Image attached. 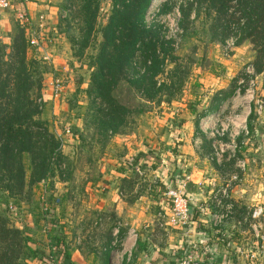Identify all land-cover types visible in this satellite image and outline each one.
Returning <instances> with one entry per match:
<instances>
[{
	"label": "rangeland",
	"instance_id": "1",
	"mask_svg": "<svg viewBox=\"0 0 264 264\" xmlns=\"http://www.w3.org/2000/svg\"><path fill=\"white\" fill-rule=\"evenodd\" d=\"M52 1L60 9L66 10L63 16L68 17L74 10L75 0ZM187 1L151 0L146 7L145 25L151 31V41L148 44L150 46V43H153L159 57L170 59L169 62L166 61L165 67L160 66L161 72L156 78L155 87L146 84L135 88L124 81L115 84L113 80L107 87L109 93L103 97L96 96L94 90L91 96L84 92L69 96L66 103L74 115L66 119L67 126L76 128L73 120L77 118L81 128L69 137L70 140L66 144L68 150L63 154L65 167L62 174L68 179L66 190L60 192V189L55 190L52 189L53 186H47L46 201L49 211L45 213L44 206L41 205L42 191L38 192L37 198V191L27 189L16 195L18 199H9L0 194V214L9 218L6 212L7 202L15 203L21 213V203H29L33 205H30V209L40 211L38 216L43 217L45 229L48 230L53 223L51 230L58 235L64 232L70 235L78 234L75 220L79 208L75 205H79L82 200L88 202L94 199L96 194L92 195L90 192L89 178H94L95 172H101L106 163L112 166L120 163L137 173L131 175L126 184L130 192L134 183L137 185L136 190L144 196L153 193V197L160 195V198L169 203L164 196L165 189L170 186L182 188L192 198V206L196 207L194 205L209 203L211 192L220 185H229L233 190L232 198L236 201L234 216L239 211H245L246 215L249 211L261 208V219L264 221V74L254 72L252 62L255 52L248 40L238 39L240 42H235L233 47L227 46V41L239 35L237 25H223L220 17L208 10V5L201 0H192L194 5L192 9H186L187 17L183 18L181 8L187 5ZM100 5L102 10L97 26L102 27L108 21L111 5L109 0H100ZM63 6L65 7L62 8ZM196 8H199V11H196ZM60 29L69 43L71 38L77 43L72 53L86 69V72L83 69L86 76L81 77L85 80L82 85H86L88 76L90 79L96 69L93 62L102 40L101 35L97 30L94 31L87 45L77 48L81 33L75 23L71 27L61 24ZM14 34L15 29L10 35L9 44L0 42V79H10V90L16 81L34 83L30 93L36 97L38 92L35 83L44 70V61L39 57L44 54V50H38L41 53L39 54L37 50L33 51L28 47L27 58L36 62L20 75H16L20 63L19 56L14 57L11 48ZM42 37L44 38L40 36L41 39ZM29 50L34 53L33 57ZM35 54L38 58L34 57ZM142 59H136L135 66L132 65L131 70L138 71L137 75L151 71L152 69L147 70L148 67L154 68L149 61L144 64ZM107 75V80H110V74ZM40 76H43L44 81L45 75ZM53 79L52 81L55 80ZM90 84L89 82L85 91H90ZM101 89L105 90L106 87ZM43 91L44 87L41 94V116L44 115L45 105ZM59 96L58 94L51 97L55 99ZM93 97H96L94 104L91 102ZM120 99H131L125 104L132 112L124 125L118 126L115 130L118 132L113 133L110 130L98 129V120H101L105 113L111 112V102ZM217 104V111L211 113ZM258 105H262L260 113ZM97 109L100 110L98 113ZM97 114L100 116L94 118ZM221 129H224L223 135L217 134L216 132L221 133ZM245 130L247 134H244ZM166 152L172 157L175 156L176 170L180 168L182 172L168 175L167 180H164L162 174H156V170L161 171L160 166L164 164L160 162L163 159L160 154ZM23 160L25 168L28 169L29 157L25 155ZM186 176L188 180L185 179ZM90 183L93 184V180ZM53 184L51 180L49 185ZM242 184L250 186L248 191L243 192L244 197L234 189ZM56 196L60 197L58 204L55 202ZM242 203L246 208L238 210V204L242 206ZM82 211L89 210L86 208ZM199 211L209 219V209ZM81 231L90 229L86 227V230ZM239 243L245 244L246 241L241 239ZM195 261L200 264L196 258ZM17 264H23V261L20 260Z\"/></svg>",
	"mask_w": 264,
	"mask_h": 264
},
{
	"label": "crops",
	"instance_id": "2",
	"mask_svg": "<svg viewBox=\"0 0 264 264\" xmlns=\"http://www.w3.org/2000/svg\"><path fill=\"white\" fill-rule=\"evenodd\" d=\"M18 9L23 10L34 24L40 14L43 13L46 17L43 27L38 28L40 35L44 38L40 40L41 46L36 51L41 54L38 50H44L43 52L49 54L51 59L45 61L49 66L47 72L44 73L45 105L44 115L41 117L47 121L50 130L60 137V141L63 142L62 152L65 154L64 152L68 150L66 144L71 135H64L62 131L68 125L66 119L74 115L66 101L69 100V96L76 93H85L90 79L88 76L86 85H82L85 80L81 77L86 76V73H83V69L85 72L86 69L73 55L69 41L61 33L60 19L65 15L63 16L59 6L52 0H28L25 3L12 0L9 9L0 10L1 43H10V35L16 23L15 13ZM30 55L33 57L34 53L30 51ZM34 57L38 58L37 54ZM53 76L59 77L63 83L60 96L55 99L50 93ZM73 124H76V128L71 126L73 132L81 128L79 119H74ZM158 143H160L159 140ZM160 156L163 157L160 162L162 161L164 165L160 166L161 171L156 170V174L159 176L162 174L164 180H167L168 175H173V173L177 175L182 172L180 168L176 170L175 156L172 157L168 152ZM95 174L94 178H89L90 192L92 195L96 193L94 199L88 202L82 200L79 205H75L79 208L76 220L74 219L79 229L78 234L70 235L64 232L58 235L51 230L52 222L51 227L48 230L45 229L43 217L38 216L40 211L30 209L31 204L29 203H21L23 213L21 223L10 220L15 227L22 230V235L25 237L27 247L24 246L26 255L21 260L23 264H175L185 250L191 253L194 259L199 260L200 264H207L210 258L219 259L222 264H249L248 261L238 256L234 249L226 248L222 238L212 234L209 219L199 211L204 210L206 204L194 205L196 206L193 207L194 224L191 226L190 237L186 238L178 229L160 224L157 214L167 211L169 207L167 200L160 198V195V197H153V193L144 196L142 192L136 190L137 185L134 183L133 189H135L130 192L126 184L130 180L129 177L137 173L132 172L129 167L120 163L116 166L106 163V167ZM51 180L53 185H49ZM91 180L93 184L90 183ZM67 183L68 181L53 178L46 181L45 186L51 188L53 186L52 189H60V192H63L66 190ZM249 187V185L246 187L242 184L234 189L244 197L243 192L248 191ZM33 191H37L38 198V192L42 191V183H38ZM38 205L40 206L39 203ZM238 207V210L241 208L244 210L246 205L242 203V206L238 204ZM86 208L88 212L82 211ZM244 213L245 211H239L224 228L232 234L234 247L248 246L249 248L246 249H254L252 247L256 245L255 240L247 223L237 225L243 220ZM116 223H121L117 237L113 235ZM235 225H237L236 228H234ZM86 227L90 231L82 232L81 230H86ZM129 230H135L136 236L128 235ZM203 238H207L206 241ZM241 239L246 243H239ZM259 263L264 264V253L262 258L251 264Z\"/></svg>",
	"mask_w": 264,
	"mask_h": 264
},
{
	"label": "trees",
	"instance_id": "3",
	"mask_svg": "<svg viewBox=\"0 0 264 264\" xmlns=\"http://www.w3.org/2000/svg\"><path fill=\"white\" fill-rule=\"evenodd\" d=\"M109 1L111 9L108 21L102 27L97 26L102 10L100 0H75L76 8H73L71 15L60 19L61 24L68 27L75 23L78 32L81 33L77 48L85 47L94 31L97 30L101 35L102 40L93 62L96 69L90 76V91H85L86 95L88 93L87 96H91L93 90L96 96L107 95L109 93L107 87L113 80L115 84L124 81L135 88L146 84L155 87L156 78L161 72L160 66L165 67L166 61L169 62L170 59L159 57L153 43H150V46L148 44L151 41V31L146 28L145 14L151 0ZM201 2L208 5V10L217 14L226 27L237 25L240 31L236 42L238 39L248 40L252 44L255 52L252 62L254 72L264 74V0H201ZM193 5L194 2L188 0L187 5L182 6L183 18L187 17L186 9H192ZM196 11H199V8H196ZM14 29L11 48L14 57L19 56L20 66L16 75H20L36 61L28 59L26 54L29 38L27 24L16 20ZM71 39L70 45L74 52L77 43ZM141 57L144 64L149 61L154 68L148 67L147 70H152L137 75L138 71L131 69L133 64L135 66V60ZM43 63L44 70L40 75H44L49 66L45 61ZM107 74H110V80H107ZM40 75L35 83L38 92L36 97L30 93L34 83L16 81L10 90L8 89L10 79H0V194L9 199H18L16 195L27 189L34 190L42 181L46 182L53 178L59 181L68 180L60 169L64 164L62 143L50 130L47 121L41 117L42 104L38 100L42 99L44 86L43 76ZM103 86L106 87L105 90L101 89ZM95 98L91 99L92 104L95 103ZM129 101L113 100L110 104L111 112L105 113L102 119L98 120V129L110 130L111 133L118 132L115 131L118 126L124 125L126 118L131 115V109L125 106ZM219 104L213 107L211 113L217 111ZM99 111L97 109V113ZM99 116L94 115V118ZM25 155L29 157L28 169L24 165ZM24 238L22 230L15 227L4 214H0V264H17L25 257L24 246L27 245Z\"/></svg>",
	"mask_w": 264,
	"mask_h": 264
},
{
	"label": "built area",
	"instance_id": "4",
	"mask_svg": "<svg viewBox=\"0 0 264 264\" xmlns=\"http://www.w3.org/2000/svg\"><path fill=\"white\" fill-rule=\"evenodd\" d=\"M28 0H19L20 3H25ZM12 0H0V10H6L11 7ZM16 20L20 23H26L29 29V38H28V47L32 50H37L40 45V32L38 28L43 27L45 23L46 17L45 14H40L38 16L36 24L32 23L30 19L27 18L25 12L23 10H19L15 13ZM237 37H232L229 41H227L228 47H233L235 45ZM45 52V51H44ZM43 52V53H44ZM43 61H50V56L47 53H44L41 57H39ZM55 79V80H54ZM52 81V95L57 96L60 94L63 88L62 80L58 77H55ZM253 84V83H252ZM40 104H42V99L38 100ZM41 108V106H40ZM262 111V105H258V112ZM223 130L221 129V133L216 132L219 135H223ZM72 128L70 126H65L63 128L64 135H72ZM247 134V130L244 131V134ZM59 139L60 137L57 136ZM60 141V140H59ZM244 165V162L241 163ZM135 166H137L135 164ZM65 167L64 164L61 165L60 169ZM236 178V176H234ZM188 180V177H185ZM42 183V193L40 196L41 205L44 206V212L47 213L49 211V205L46 199V190L47 185L45 186L44 181ZM183 185L185 184L182 182ZM232 188L229 185H220L215 191L211 192L209 203H206L205 209H209V227L211 229L212 234L219 236L222 238L224 246L228 249H234L235 253L238 256H241L242 259L249 262V264L253 263L255 260H258L263 257L264 253V221H262V209L256 208L252 211L247 212L244 216L243 220L239 222L237 225L241 226L242 224L248 225V228L251 230V234L253 239H255L256 245L254 249H246L244 247L233 246L232 234L225 230V225L233 219L236 213V201L232 198ZM164 196L169 200V207L167 211L161 212L157 214V217L160 221L161 225L168 226L173 229H178L183 236L186 238L190 237L191 230L194 221H193V206H192V198L186 194L182 188L176 189L171 186L166 188L164 191ZM55 202L58 204L60 202V197H55ZM6 212L9 215V218L14 221H20L22 219V213L18 206L10 201L6 204ZM234 228H236V226ZM121 227V223H116L113 229V235L115 237L118 236L119 229ZM128 235L135 237L136 231L129 230ZM207 238H203L206 241ZM175 264H197L195 259L193 258L191 253H188L186 250L181 253V255L176 260ZM207 264H222L219 259L210 258L207 261ZM263 264V263H259Z\"/></svg>",
	"mask_w": 264,
	"mask_h": 264
}]
</instances>
